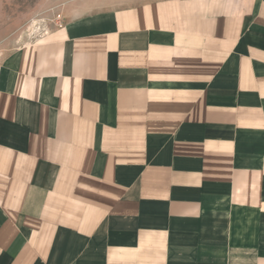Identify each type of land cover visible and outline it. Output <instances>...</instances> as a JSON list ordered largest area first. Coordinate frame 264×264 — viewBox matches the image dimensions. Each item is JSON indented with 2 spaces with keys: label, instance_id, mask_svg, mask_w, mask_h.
Instances as JSON below:
<instances>
[{
  "label": "crops",
  "instance_id": "0c3cea01",
  "mask_svg": "<svg viewBox=\"0 0 264 264\" xmlns=\"http://www.w3.org/2000/svg\"><path fill=\"white\" fill-rule=\"evenodd\" d=\"M0 264H264V0H116L1 61Z\"/></svg>",
  "mask_w": 264,
  "mask_h": 264
},
{
  "label": "rangeland",
  "instance_id": "374dc122",
  "mask_svg": "<svg viewBox=\"0 0 264 264\" xmlns=\"http://www.w3.org/2000/svg\"><path fill=\"white\" fill-rule=\"evenodd\" d=\"M116 0H0V62L23 45L80 16L111 9Z\"/></svg>",
  "mask_w": 264,
  "mask_h": 264
}]
</instances>
